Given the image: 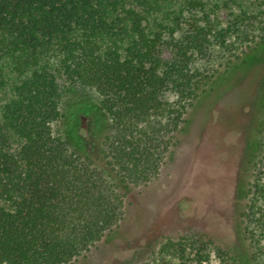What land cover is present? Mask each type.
Here are the masks:
<instances>
[{
  "label": "trees",
  "instance_id": "1",
  "mask_svg": "<svg viewBox=\"0 0 264 264\" xmlns=\"http://www.w3.org/2000/svg\"><path fill=\"white\" fill-rule=\"evenodd\" d=\"M263 41L264 0H0V264H71L108 237L128 189L172 159L203 86ZM63 81L96 93L95 156ZM258 134L248 170L264 167V119ZM260 173L242 214L251 255L196 235L164 238L160 255L259 263Z\"/></svg>",
  "mask_w": 264,
  "mask_h": 264
},
{
  "label": "rangeland",
  "instance_id": "2",
  "mask_svg": "<svg viewBox=\"0 0 264 264\" xmlns=\"http://www.w3.org/2000/svg\"><path fill=\"white\" fill-rule=\"evenodd\" d=\"M73 96L70 116L81 125L90 154L98 152L94 107L96 93L62 82ZM264 106V41L249 48L226 73L203 86L187 114L172 159L159 176L127 191L119 227L84 257L71 264H169L159 245L166 237L205 236L224 249L248 251L242 214L250 203L249 181L264 167L248 162L259 145ZM261 129V128H260ZM257 264H264V240ZM209 264H224L214 251ZM254 264V263H253Z\"/></svg>",
  "mask_w": 264,
  "mask_h": 264
}]
</instances>
